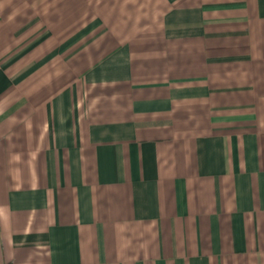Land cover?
Returning <instances> with one entry per match:
<instances>
[{"label":"crops","instance_id":"crops-1","mask_svg":"<svg viewBox=\"0 0 264 264\" xmlns=\"http://www.w3.org/2000/svg\"><path fill=\"white\" fill-rule=\"evenodd\" d=\"M0 264H264V0H0Z\"/></svg>","mask_w":264,"mask_h":264}]
</instances>
